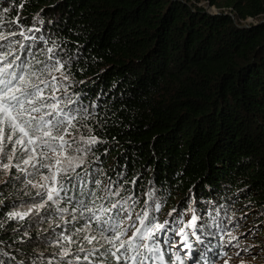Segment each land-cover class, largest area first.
Returning <instances> with one entry per match:
<instances>
[{"label": "trees", "instance_id": "1", "mask_svg": "<svg viewBox=\"0 0 264 264\" xmlns=\"http://www.w3.org/2000/svg\"><path fill=\"white\" fill-rule=\"evenodd\" d=\"M3 7L5 31L19 18L49 41L37 39L38 55L55 42L72 58L84 103L99 105V121L86 123L106 141L97 151L105 169L139 177L141 192L155 187L167 198L164 213L191 205L204 217V243L186 264L220 250L207 215L214 209L220 218L247 212L238 232L257 230L250 244L262 252L264 0H0ZM7 244L16 261L27 259L26 245Z\"/></svg>", "mask_w": 264, "mask_h": 264}, {"label": "snow or ice", "instance_id": "2", "mask_svg": "<svg viewBox=\"0 0 264 264\" xmlns=\"http://www.w3.org/2000/svg\"><path fill=\"white\" fill-rule=\"evenodd\" d=\"M8 24L14 27L5 31L0 14V236L12 240L0 238V256L16 261L3 246L19 244L29 252L16 264H186L194 259L206 235L204 217L191 205L164 213L167 198L155 187L141 192L139 177L129 180L124 170L105 169L97 151L106 141L86 123L99 121V105L84 103L85 94L77 90L84 81H74L72 58H62L53 42L39 50L45 57L40 59L35 43L49 41L30 35L33 29L24 28L19 18ZM107 154L105 149L102 155ZM214 211L207 215L221 233L219 247L240 249L216 256L225 257L224 264L233 256L245 264L241 251L259 247L242 244L241 236L255 235L252 229L234 234L248 213L220 218Z\"/></svg>", "mask_w": 264, "mask_h": 264}, {"label": "rangeland", "instance_id": "3", "mask_svg": "<svg viewBox=\"0 0 264 264\" xmlns=\"http://www.w3.org/2000/svg\"><path fill=\"white\" fill-rule=\"evenodd\" d=\"M198 5L204 6L208 12H212V13H216L219 10L231 13L230 9H226V8L218 9L215 6H210L207 2H201ZM262 18H264V16H262ZM248 20H250V22H252V18H248ZM0 179H3L2 174H0ZM244 227L245 226L240 227L239 231H242L243 230L242 228H244ZM249 229H251V228H248L246 230H249ZM254 232H255V235H250L247 237V239H245L244 236H241L242 244L248 245L250 243H254L252 241L257 239L256 235L259 233L257 230ZM234 234L239 235L240 233L235 232ZM220 236H221V233L218 236L219 242L221 241ZM219 245L220 244H218V249L220 248ZM239 250L240 249H234V248H222V249L220 248V250H218V252H220V253L227 252L229 255H232L233 252L239 251ZM207 253H208V256L204 255V253L202 254L204 257L202 264H211L212 261H215V264H224L225 257H217L216 256V253H217L216 250H213V251L209 250ZM257 253H259V254L257 255ZM181 255H184V253L181 252ZM241 255L244 258L245 264H264V252H260L258 249H254L251 253H246V252L241 251ZM254 255H255V258H253ZM189 263L191 264V262H189ZM230 264H241L240 258L233 256L232 260L230 261Z\"/></svg>", "mask_w": 264, "mask_h": 264}, {"label": "built area", "instance_id": "4", "mask_svg": "<svg viewBox=\"0 0 264 264\" xmlns=\"http://www.w3.org/2000/svg\"><path fill=\"white\" fill-rule=\"evenodd\" d=\"M246 22H250V20L247 19Z\"/></svg>", "mask_w": 264, "mask_h": 264}]
</instances>
